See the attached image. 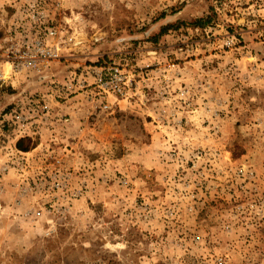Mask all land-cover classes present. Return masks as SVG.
I'll use <instances>...</instances> for the list:
<instances>
[{
	"label": "rangeland",
	"instance_id": "374dc122",
	"mask_svg": "<svg viewBox=\"0 0 264 264\" xmlns=\"http://www.w3.org/2000/svg\"><path fill=\"white\" fill-rule=\"evenodd\" d=\"M33 1L0 0V66L33 10L62 57L0 85V264H264V0ZM112 64L138 94L84 105Z\"/></svg>",
	"mask_w": 264,
	"mask_h": 264
},
{
	"label": "built area",
	"instance_id": "2783aa9c",
	"mask_svg": "<svg viewBox=\"0 0 264 264\" xmlns=\"http://www.w3.org/2000/svg\"><path fill=\"white\" fill-rule=\"evenodd\" d=\"M37 5L38 1L35 0L31 8ZM31 12L30 19L37 25L34 31L25 32L17 37L9 36L3 40L4 62L10 65V70L6 73L4 67L0 66V85L5 83L7 78L23 72L41 74L62 57V31L53 24L45 12L40 10ZM81 77L77 87L73 88L74 92L82 96L84 105L94 110L112 113L121 108L122 103H128L138 94V83L134 74L120 64L88 67ZM46 111L45 105L42 112ZM15 117L21 128L26 129L27 118L22 113H17ZM20 137H31V134H21ZM1 191L0 188V193ZM217 264H224L222 257L217 259Z\"/></svg>",
	"mask_w": 264,
	"mask_h": 264
},
{
	"label": "trees",
	"instance_id": "16d2710c",
	"mask_svg": "<svg viewBox=\"0 0 264 264\" xmlns=\"http://www.w3.org/2000/svg\"><path fill=\"white\" fill-rule=\"evenodd\" d=\"M212 18L210 16H206V17H200V18H196L193 22H190L191 24L193 23V25L195 26H203L205 27L206 25H208L211 22ZM174 26V24H165L163 26H161L160 31L158 32L157 35H163L165 34L169 29H172ZM26 140L27 138H20L17 142V147L20 150L23 151H27L29 150V145H26Z\"/></svg>",
	"mask_w": 264,
	"mask_h": 264
}]
</instances>
